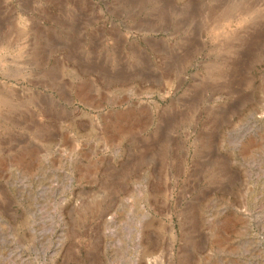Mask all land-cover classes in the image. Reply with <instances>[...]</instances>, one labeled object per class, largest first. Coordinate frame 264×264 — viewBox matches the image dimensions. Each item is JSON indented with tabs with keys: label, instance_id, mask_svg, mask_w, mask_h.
<instances>
[{
	"label": "rangeland",
	"instance_id": "1",
	"mask_svg": "<svg viewBox=\"0 0 264 264\" xmlns=\"http://www.w3.org/2000/svg\"><path fill=\"white\" fill-rule=\"evenodd\" d=\"M0 264H264V0H0Z\"/></svg>",
	"mask_w": 264,
	"mask_h": 264
}]
</instances>
